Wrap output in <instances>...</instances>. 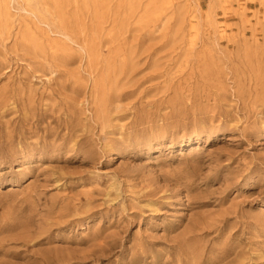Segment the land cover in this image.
<instances>
[{
	"label": "rangeland",
	"instance_id": "374dc122",
	"mask_svg": "<svg viewBox=\"0 0 264 264\" xmlns=\"http://www.w3.org/2000/svg\"><path fill=\"white\" fill-rule=\"evenodd\" d=\"M0 264H264V0H0Z\"/></svg>",
	"mask_w": 264,
	"mask_h": 264
}]
</instances>
